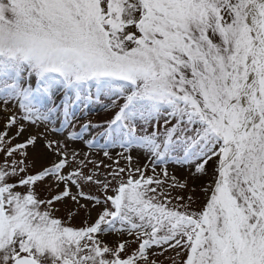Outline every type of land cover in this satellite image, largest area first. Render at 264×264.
I'll return each instance as SVG.
<instances>
[{"label":"snow or ice","instance_id":"obj_1","mask_svg":"<svg viewBox=\"0 0 264 264\" xmlns=\"http://www.w3.org/2000/svg\"><path fill=\"white\" fill-rule=\"evenodd\" d=\"M0 264H264V0H0Z\"/></svg>","mask_w":264,"mask_h":264},{"label":"rangeland","instance_id":"obj_2","mask_svg":"<svg viewBox=\"0 0 264 264\" xmlns=\"http://www.w3.org/2000/svg\"><path fill=\"white\" fill-rule=\"evenodd\" d=\"M101 115H102V113H101ZM93 119H94V121H98L99 120V117H97V116H95V114H94V116H93ZM94 134V133H93ZM102 157H97V159H101ZM105 163H107V161H105ZM179 175V174H178Z\"/></svg>","mask_w":264,"mask_h":264}]
</instances>
